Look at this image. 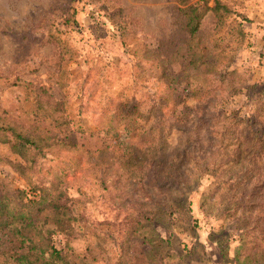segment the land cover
<instances>
[{
  "label": "rangeland",
  "instance_id": "374dc122",
  "mask_svg": "<svg viewBox=\"0 0 264 264\" xmlns=\"http://www.w3.org/2000/svg\"><path fill=\"white\" fill-rule=\"evenodd\" d=\"M221 1L193 68L177 0H0V186L66 205L53 264H264V0Z\"/></svg>",
  "mask_w": 264,
  "mask_h": 264
},
{
  "label": "trees",
  "instance_id": "16d2710c",
  "mask_svg": "<svg viewBox=\"0 0 264 264\" xmlns=\"http://www.w3.org/2000/svg\"><path fill=\"white\" fill-rule=\"evenodd\" d=\"M183 16V28L185 32L189 34L187 41V49L190 50L191 66L193 68H200L206 65L208 62L205 58V47L201 45L198 40L199 29L203 17L206 12L211 10L215 14L218 21V26H223L232 14L231 7L221 0H216L214 6H209L205 2L201 4H192L190 0H177ZM5 132L10 129L15 136V141L4 140L11 144V148L14 152L22 156H30L34 159L35 154L32 155V149L35 148L39 154H42L41 143L44 140L38 141V139L27 133H23L14 129L13 126L2 128ZM6 135V133H5ZM4 137V136H1ZM16 171L24 175L30 182V185L34 184L33 174L36 172V165L39 162H10ZM209 165L203 167L201 171H208ZM211 171V170H209ZM143 179L140 178L142 182ZM34 189H38V186H34ZM57 189V185L53 182L48 192L45 190V186L42 188L44 193L42 196L44 199H49L51 190ZM41 196V197H42ZM26 193L21 190H10L0 186V264H53L50 259L45 256L47 249L43 246L44 243L40 241V237L43 238V231L40 228L42 219L55 217L61 211L60 208H66V205L58 202V198H52L46 205L39 209H35L30 204H35L38 200L28 199L26 201ZM60 210V211H59ZM59 211V212H58ZM46 212V213H44ZM44 213V214H42ZM142 213V212H141ZM157 216V212L151 208H145L143 210L142 217L138 219V224L144 223L148 220H154ZM56 222L61 223L63 227L62 219H56ZM264 232V228L262 229ZM38 237V239H37ZM52 256L60 258V252L52 246Z\"/></svg>",
  "mask_w": 264,
  "mask_h": 264
}]
</instances>
